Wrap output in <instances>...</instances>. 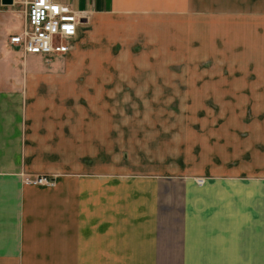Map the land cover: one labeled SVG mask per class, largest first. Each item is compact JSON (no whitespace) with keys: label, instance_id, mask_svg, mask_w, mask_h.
<instances>
[{"label":"crops","instance_id":"obj_1","mask_svg":"<svg viewBox=\"0 0 264 264\" xmlns=\"http://www.w3.org/2000/svg\"><path fill=\"white\" fill-rule=\"evenodd\" d=\"M54 1L85 11L73 46L101 0ZM16 3L0 0V54L12 47L43 56L9 42L18 33ZM246 5L252 67L264 68V0ZM1 67L0 261L264 264L263 171L203 174L182 163L162 173L112 171L109 132L61 78L10 75L3 60ZM22 173L51 175L53 184H26Z\"/></svg>","mask_w":264,"mask_h":264},{"label":"rangeland","instance_id":"obj_2","mask_svg":"<svg viewBox=\"0 0 264 264\" xmlns=\"http://www.w3.org/2000/svg\"><path fill=\"white\" fill-rule=\"evenodd\" d=\"M101 3L64 55L11 47L0 62H10V75L61 78L78 94L109 132L112 171L162 173L182 163L203 174L264 172V68L252 67L247 0ZM14 9L19 32L21 0ZM23 261L0 264H30Z\"/></svg>","mask_w":264,"mask_h":264},{"label":"built area","instance_id":"obj_3","mask_svg":"<svg viewBox=\"0 0 264 264\" xmlns=\"http://www.w3.org/2000/svg\"><path fill=\"white\" fill-rule=\"evenodd\" d=\"M22 3L26 20L22 29L9 37V42L24 54L57 56L66 53L85 12L73 9L70 3L54 0H22ZM22 181L50 185L53 177L22 173Z\"/></svg>","mask_w":264,"mask_h":264},{"label":"water","instance_id":"obj_4","mask_svg":"<svg viewBox=\"0 0 264 264\" xmlns=\"http://www.w3.org/2000/svg\"><path fill=\"white\" fill-rule=\"evenodd\" d=\"M3 4H11L13 0H1Z\"/></svg>","mask_w":264,"mask_h":264}]
</instances>
